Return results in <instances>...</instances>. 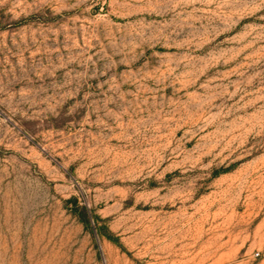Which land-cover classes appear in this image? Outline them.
<instances>
[{"label": "rangeland", "instance_id": "rangeland-1", "mask_svg": "<svg viewBox=\"0 0 264 264\" xmlns=\"http://www.w3.org/2000/svg\"><path fill=\"white\" fill-rule=\"evenodd\" d=\"M0 264H264V0H0Z\"/></svg>", "mask_w": 264, "mask_h": 264}, {"label": "trees", "instance_id": "trees-1", "mask_svg": "<svg viewBox=\"0 0 264 264\" xmlns=\"http://www.w3.org/2000/svg\"><path fill=\"white\" fill-rule=\"evenodd\" d=\"M83 211H84V214L87 215V209L86 208H83Z\"/></svg>", "mask_w": 264, "mask_h": 264}]
</instances>
